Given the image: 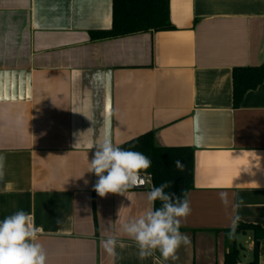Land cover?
Instances as JSON below:
<instances>
[{"label": "crops", "instance_id": "1", "mask_svg": "<svg viewBox=\"0 0 264 264\" xmlns=\"http://www.w3.org/2000/svg\"><path fill=\"white\" fill-rule=\"evenodd\" d=\"M113 1L0 0V221L31 214L47 264H165L121 230L153 207L152 181L101 197L87 171L92 145L154 131L195 150L191 243L167 264H224L234 216L264 227V81L235 106L232 77L264 64V0H170L173 28L92 39ZM113 233L122 259L100 245Z\"/></svg>", "mask_w": 264, "mask_h": 264}, {"label": "clouds", "instance_id": "2", "mask_svg": "<svg viewBox=\"0 0 264 264\" xmlns=\"http://www.w3.org/2000/svg\"><path fill=\"white\" fill-rule=\"evenodd\" d=\"M93 147L96 150L87 171L98 178L94 190L99 196L105 197L109 193L125 196L130 189L146 184L141 173L146 172L152 164L146 155L139 151L124 150L114 145L110 139L94 144ZM174 166L179 171H183L185 167L179 159L174 161ZM85 183H88L87 180ZM171 183L165 181L159 186L153 185L147 194V200L153 207L138 218L121 224L123 234L135 242L140 260L152 257L159 251L165 264L168 261L175 262L179 260L178 249L191 243L190 238L180 232L182 220L191 214L190 202L186 193L181 198L166 192L165 189ZM128 199L130 200L129 197ZM219 199L228 205L226 193H219ZM157 200L161 202L159 208L154 207ZM242 203L241 198L240 204ZM240 219L238 215L232 218L229 238ZM41 233L43 228L36 226L33 216L23 210L6 216L0 221V264H47V254L38 242ZM100 245L114 260L123 258L118 254L117 248L123 249L125 244L115 233L102 237Z\"/></svg>", "mask_w": 264, "mask_h": 264}, {"label": "trees", "instance_id": "3", "mask_svg": "<svg viewBox=\"0 0 264 264\" xmlns=\"http://www.w3.org/2000/svg\"><path fill=\"white\" fill-rule=\"evenodd\" d=\"M173 28L170 17V0H114L113 25L108 30L92 31V39L120 37L129 34L146 32L150 30H167ZM233 101L238 106L244 94L255 89L264 81V64L259 66H236L232 70ZM124 150L139 151L152 161L151 167L142 172L150 174L152 186H159L165 181H171V186L165 189L177 197L188 195L195 186V150L190 146H159L154 131L146 132L127 142L117 145ZM179 159L185 165L183 171L174 166ZM95 175V183L97 181ZM161 202H154L159 208ZM229 232L232 228H229ZM252 231L255 247L253 259L248 264L261 263L262 247L264 244V227L260 224L239 222L235 231L229 238L228 251L224 264H238L242 261L241 248L236 243V235ZM257 243L259 244L257 246Z\"/></svg>", "mask_w": 264, "mask_h": 264}, {"label": "rangeland", "instance_id": "4", "mask_svg": "<svg viewBox=\"0 0 264 264\" xmlns=\"http://www.w3.org/2000/svg\"><path fill=\"white\" fill-rule=\"evenodd\" d=\"M237 244L241 248L242 263L248 264L253 259V250L255 247V242L250 234H241L238 236ZM262 247V256L260 258L261 263H264V244Z\"/></svg>", "mask_w": 264, "mask_h": 264}, {"label": "built area", "instance_id": "5", "mask_svg": "<svg viewBox=\"0 0 264 264\" xmlns=\"http://www.w3.org/2000/svg\"><path fill=\"white\" fill-rule=\"evenodd\" d=\"M145 176H146V183L149 182V181L151 182V175L150 174H145ZM238 264H242V262H240Z\"/></svg>", "mask_w": 264, "mask_h": 264}, {"label": "water", "instance_id": "6", "mask_svg": "<svg viewBox=\"0 0 264 264\" xmlns=\"http://www.w3.org/2000/svg\"><path fill=\"white\" fill-rule=\"evenodd\" d=\"M141 175L142 176H144L145 177V179H146V176H145V174H143V173H141ZM144 188H146V184L142 187H134L133 189H144ZM259 244L257 243V246H258Z\"/></svg>", "mask_w": 264, "mask_h": 264}]
</instances>
